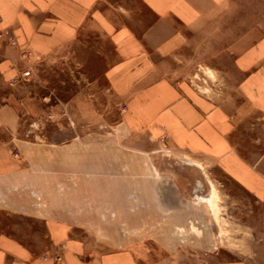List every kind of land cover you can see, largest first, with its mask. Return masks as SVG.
<instances>
[{
  "label": "crops",
  "instance_id": "crops-1",
  "mask_svg": "<svg viewBox=\"0 0 264 264\" xmlns=\"http://www.w3.org/2000/svg\"><path fill=\"white\" fill-rule=\"evenodd\" d=\"M136 1L133 9L131 0H0V264H138L127 250L95 251L37 191L83 174L92 183L121 178L133 157L143 170L161 141L218 167L262 206L264 222V139L256 134L264 121V36L228 38L218 20L226 0ZM89 30L116 50L103 77L109 108L121 118L114 132L57 139L37 127L35 102L20 98L19 74ZM199 62L219 87L189 79ZM8 216L24 224H7ZM33 223L41 232L27 230ZM251 231L250 252L218 264H264V226Z\"/></svg>",
  "mask_w": 264,
  "mask_h": 264
},
{
  "label": "rangeland",
  "instance_id": "rangeland-1",
  "mask_svg": "<svg viewBox=\"0 0 264 264\" xmlns=\"http://www.w3.org/2000/svg\"><path fill=\"white\" fill-rule=\"evenodd\" d=\"M130 7L138 8V2L131 0ZM218 20L228 38L234 32L262 37L264 0H226V12ZM116 58L108 37L89 30L31 65L33 73L20 98L35 102L37 127L57 139L60 132L67 137L114 132L121 111L109 108L103 75ZM202 67V62L194 64L189 79L201 87H219ZM256 123V134L264 139V121ZM5 136L0 132V145ZM142 163L131 158L128 171L118 174L121 178L100 177L92 183L89 174H83L52 181L54 188L37 195H45L56 217L88 239L95 251L127 250L138 264H218L250 252L256 241L251 229L261 231L264 226L262 206L251 204L218 167L174 150L167 141L153 146L143 170ZM211 184L218 193L217 215L201 202L209 196ZM4 222L24 224L9 216ZM31 225L27 230L41 232L37 223Z\"/></svg>",
  "mask_w": 264,
  "mask_h": 264
},
{
  "label": "bare ground",
  "instance_id": "bare-ground-1",
  "mask_svg": "<svg viewBox=\"0 0 264 264\" xmlns=\"http://www.w3.org/2000/svg\"><path fill=\"white\" fill-rule=\"evenodd\" d=\"M200 197V196H199ZM201 202L211 207L212 211L217 215L218 211V193L214 186L211 184V192L207 198H202Z\"/></svg>",
  "mask_w": 264,
  "mask_h": 264
},
{
  "label": "built area",
  "instance_id": "built-area-1",
  "mask_svg": "<svg viewBox=\"0 0 264 264\" xmlns=\"http://www.w3.org/2000/svg\"><path fill=\"white\" fill-rule=\"evenodd\" d=\"M30 56H31V54L29 52H24L22 54V57L25 60L29 59ZM32 73H33L32 67L29 66L25 70L21 71L19 75H20V78L22 80H27L28 78H30L32 76Z\"/></svg>",
  "mask_w": 264,
  "mask_h": 264
}]
</instances>
